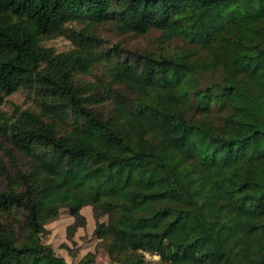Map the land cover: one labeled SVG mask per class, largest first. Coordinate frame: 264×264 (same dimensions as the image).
Wrapping results in <instances>:
<instances>
[{"label": "trees", "instance_id": "trees-1", "mask_svg": "<svg viewBox=\"0 0 264 264\" xmlns=\"http://www.w3.org/2000/svg\"><path fill=\"white\" fill-rule=\"evenodd\" d=\"M0 139V264H264V0H0Z\"/></svg>", "mask_w": 264, "mask_h": 264}, {"label": "rangeland", "instance_id": "rangeland-1", "mask_svg": "<svg viewBox=\"0 0 264 264\" xmlns=\"http://www.w3.org/2000/svg\"><path fill=\"white\" fill-rule=\"evenodd\" d=\"M72 26L77 27L78 24H72ZM101 34L107 40L122 41L130 46L137 45L138 47L151 46L157 35L153 32L150 38H136L129 35H117L109 28H104ZM45 44L55 48L57 51H66L72 49L75 45L72 40L64 36L48 39L45 41ZM7 99L8 101L2 106V109L9 113L13 110L14 104L25 108L31 103L29 95L25 90H20ZM1 154L2 151L0 150V155ZM82 212L87 217V224L84 227L78 228L73 235H70L68 226L71 225L75 219L67 211L63 210L57 219L46 224L45 241L51 244L56 253L63 256L68 262H75L88 252H94L96 254V259L93 264H121L112 259L106 249V245L95 237V220L93 218L92 208L85 207Z\"/></svg>", "mask_w": 264, "mask_h": 264}, {"label": "built area", "instance_id": "built-area-1", "mask_svg": "<svg viewBox=\"0 0 264 264\" xmlns=\"http://www.w3.org/2000/svg\"><path fill=\"white\" fill-rule=\"evenodd\" d=\"M146 256H147L148 258H157V256H151V255L148 254V253H146Z\"/></svg>", "mask_w": 264, "mask_h": 264}]
</instances>
